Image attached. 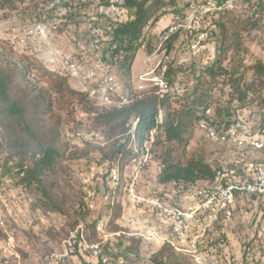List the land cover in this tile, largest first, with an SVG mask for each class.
<instances>
[{"label": "trees", "instance_id": "trees-1", "mask_svg": "<svg viewBox=\"0 0 264 264\" xmlns=\"http://www.w3.org/2000/svg\"><path fill=\"white\" fill-rule=\"evenodd\" d=\"M183 2L125 0L122 14L98 13L105 20L103 29L93 37L96 48L101 50L98 61L115 71L123 93L129 98L119 108L96 107L89 92L73 89L66 77L0 42V196L3 197L0 207L9 204L12 210L8 217L5 213L9 207L2 210L5 227L0 225V229L5 235L7 229L13 232L20 256L19 260H4L2 264H48L54 251L62 248L78 226L83 227L89 243H99L97 229L103 218L112 230L121 216L120 203L112 204L113 194L108 187L105 194L110 199L97 211L89 207L87 196L79 195L62 177L63 162L71 152L61 127L76 123L79 111L88 116L90 129L105 138L107 145L99 151L112 164L124 169L142 155H149L150 159L139 167L140 181L154 185L153 192L162 190L160 198H153L170 206L171 200L176 203L186 195L199 198V191L213 186L223 166L208 161L204 150L192 149L202 123L225 133L236 120L245 117L247 109L258 107L261 130L264 128V58L251 49L257 45L264 50V0H244L245 7L239 13L223 9L227 0H215L218 12L199 20V30L184 34L179 28L161 41L160 37L184 17L189 5L183 6ZM61 6L56 0H0V13L41 19L58 8L73 22L79 14V5L68 2L66 7ZM170 15L171 24L158 32L160 20ZM203 31L215 47L214 54L202 49L187 65L171 59L174 48L185 36L188 41L195 40ZM140 50L148 56L163 54L160 67L167 66L165 78L170 85L181 87L179 95L162 97L150 84L142 90L134 88L132 68ZM167 59V63L163 62ZM136 119L139 123L132 139V123ZM45 122L53 127L50 132L46 131ZM146 142L150 143L148 152L144 149ZM79 155H76L79 159L86 158L89 152ZM237 170L242 178L250 176L251 171L242 163ZM148 209L159 215L158 228L169 239L161 247L145 254L144 239L139 237L113 248L99 243L98 258L80 251L76 258L83 264H108L103 262L104 258L109 264H195L173 246L176 235L173 228L163 224L160 211ZM232 211L231 221L227 222L221 214L207 229L200 251L221 264H264V195L238 194ZM42 218L47 220L43 226L47 228L38 233L33 227L24 226L29 219L40 222ZM59 219H63L64 225H59ZM205 220L206 213H199L195 227ZM230 233L239 243L238 253L230 245ZM73 264L79 262L75 259Z\"/></svg>", "mask_w": 264, "mask_h": 264}, {"label": "rangeland", "instance_id": "rangeland-1", "mask_svg": "<svg viewBox=\"0 0 264 264\" xmlns=\"http://www.w3.org/2000/svg\"><path fill=\"white\" fill-rule=\"evenodd\" d=\"M109 0H56V4H61V7H66L65 3H71L78 6V15L73 18V22H69L68 14L64 10L56 8L51 15L43 16L41 19L35 16H23L22 14L14 13L12 16H6L0 13V42L8 43L13 50L18 54H26L32 58L37 59L42 65L58 75H62L68 79L69 85L81 92H88L84 88L83 82L87 83V87L97 86L100 78L108 75L117 77L115 71L108 67H103L98 61L100 49L96 48L93 37L96 32L103 29L105 20L102 19L98 13L101 6H106ZM208 0H184L182 5H189L184 12V17L180 20L178 25H181L182 33L193 32L195 23L200 24L199 20L205 19L207 16L212 17L218 12L216 7L207 10ZM244 0H227L223 9L239 13L245 6ZM53 9V7H52ZM169 17V16H167ZM72 19V18H71ZM166 17L161 19L160 25H165ZM196 20L198 22H196ZM78 23H77V22ZM157 25L156 29L160 30L161 26ZM195 40L187 39L177 44L171 55V59L179 61L180 64L187 65L197 58L200 51H194L192 46L196 43ZM212 44L211 42H209ZM213 45V44H212ZM252 51L262 55L264 58V50L254 45ZM204 50V49H203ZM209 51H206L208 53ZM157 58L146 55L143 50L134 65L133 85L138 89L139 75L145 74L159 65L163 59V54L157 52ZM154 55V54H153ZM67 57L72 58L82 68L79 72L81 80L74 74L73 71L68 70L65 62ZM167 63V60H163ZM95 72V79L91 80L90 72ZM118 78V77H117ZM119 79V78H118ZM91 82V83H90ZM93 104L96 107H105L98 104L91 96ZM109 108V107H106ZM243 118L247 124L250 125L254 135H257L262 127L261 111L258 107H253L245 111ZM76 123H67L61 127L63 139L69 145L70 154L64 160L62 165V177L65 179L82 197H88L89 193H95L93 198L94 208L97 211L104 207L106 202L110 199L106 196V188L108 187L112 197V204L114 202L120 203L121 216L115 221L112 230L108 228V223L103 218L97 229L99 234V243L109 244L111 248L122 242L127 243L129 239L142 237L144 239V253L148 254L155 249L162 246V241L165 237L158 228L159 217L154 211L146 209L143 204L132 201L130 190L133 189L135 193L146 198L159 197L162 190L153 192L154 185H145L140 181V165L150 159L147 154H144L138 161L131 166L124 169L120 165L112 164L111 161L105 159L99 149L105 148L107 143L100 132L90 129V121L88 116L79 111L76 115ZM47 124L46 131L50 132L53 127ZM264 127V126H263ZM192 149H202L208 156V161L215 165H228L236 167L240 163L247 165L253 162L264 163V152L261 150L250 149L249 147H238L232 143H221L210 139L204 132L197 130L195 138L192 142ZM89 152L86 158L79 159L76 155L80 153ZM136 152H139L136 151ZM71 154H75L72 156ZM80 156V155H79ZM116 171L117 180H113L112 171ZM123 180V181H122ZM106 184L108 186H106ZM205 188V187H204ZM190 199H182L178 204L172 205L183 211L194 208V204L199 202V198L194 195H189ZM89 198V197H88ZM157 198V199H159ZM169 198V197H168ZM165 200V202L168 200ZM160 200V199H159ZM0 196V204L1 202ZM5 201V200H4ZM168 205V204H167ZM9 207V204L4 205ZM4 207H0V211L4 212ZM26 206H24L25 208ZM12 210L9 207V212L5 216H9ZM14 215V214H13ZM36 222V224H34ZM59 225L63 224V219H59ZM47 224V220L39 221L29 219L24 222V226L28 229L34 228L38 233ZM11 227L12 225L9 224ZM116 227L117 229L114 230ZM7 232L13 234L7 229ZM156 232V235L154 234ZM15 237V236H14ZM16 239V238H15ZM68 239V238H67ZM6 235L0 229V247L5 245ZM18 242L12 253L5 254L2 251L0 255V264L2 261H10L11 259H20L16 257ZM61 247L57 248V250ZM54 251V252H56ZM192 261V256L179 252Z\"/></svg>", "mask_w": 264, "mask_h": 264}, {"label": "built area", "instance_id": "built-area-1", "mask_svg": "<svg viewBox=\"0 0 264 264\" xmlns=\"http://www.w3.org/2000/svg\"><path fill=\"white\" fill-rule=\"evenodd\" d=\"M215 0L207 1V10L214 7ZM125 0H109L106 6L99 8V13L103 16L119 15L124 12ZM181 25L173 26L169 29L166 35H162L160 40L163 41L167 37L176 32ZM195 31L200 29V24L193 26ZM194 51H200L205 49L210 54L215 53V47L208 42V33L203 31L199 33L196 43L192 46ZM157 52L152 56L157 58ZM68 70L73 71L74 74L81 80L79 76L81 67L72 58H68L65 62ZM159 65L153 70L142 74L139 77L138 89L142 90L147 85H153L157 88L158 94L162 97L179 95L181 87L178 84L170 85L165 78V72L167 70L166 65ZM159 67L161 70H159ZM90 79H95V72L91 71L89 75ZM84 88L89 92L90 96L98 102L99 105L105 107H122L129 102L127 95L123 93V87L116 77L112 75L104 76L100 78L95 87H87V83L83 82ZM91 83V82H90ZM162 114V113H161ZM159 122H162V115L159 117ZM139 123V119H136L132 123V139H135V130ZM199 130L204 132L210 139L219 141L221 143H232L238 147H249L254 150L264 149V128L260 130L257 135H254L249 124L244 119H238L232 125L229 131L225 133H219L214 127L208 123H202ZM153 135V133H152ZM146 152L150 149V143L146 142L144 145ZM146 156H149L148 154ZM248 170L251 171L250 176L242 178L239 176L236 167L223 165L217 172L215 183L213 186L204 188L199 191V202L193 209L183 211L177 207L164 204L157 198H146L135 193L133 189L130 190V196L132 201L146 205L149 208L157 209L162 216V222L165 226L173 228L176 235V242H173V246L177 251L186 253L192 256L195 264H221L215 257L208 253L201 252L198 246L197 239L200 236L192 238L195 230V221L199 213H206L205 225L203 231L212 226L220 217L224 215L227 222L231 221L233 216L232 208L234 206L236 197L238 194L247 195H264V166L256 165L253 163L246 165ZM113 180H117L116 171H112ZM89 207L94 208L93 198L95 193H89L88 195ZM0 225L5 227V222L2 218L0 211ZM16 246L15 237L6 232V243L1 246L0 249L5 253H12ZM77 251L82 253H90L94 258H98L100 255V244L89 243L83 234V227L78 226L63 243L61 249L54 252L48 264H73L76 258ZM264 253V246H263ZM104 263L109 264L107 258L103 259Z\"/></svg>", "mask_w": 264, "mask_h": 264}, {"label": "crops", "instance_id": "crops-1", "mask_svg": "<svg viewBox=\"0 0 264 264\" xmlns=\"http://www.w3.org/2000/svg\"><path fill=\"white\" fill-rule=\"evenodd\" d=\"M167 19H166V22H165V25L163 26V25H160V23H161V20H160V22L158 23V25H160L161 26V28H160V30H157L158 32H160V31H162L163 29H166L170 24H171V22H172V20H173V16L172 15H170L169 17H166ZM141 51L142 50H140L139 52H138V54H137V57H136V60H135V62H134V65H135V63H136V61H137V59H138V57H139V54H141ZM144 52V51H143ZM145 53V52H144ZM146 54V53H145ZM153 56V55H152ZM152 56H150V57H152ZM134 65H133V68H134ZM133 68H132V76H133V79H134V71H133ZM142 74H140L139 76H141ZM161 115H163V113L161 114ZM182 199H190V200H192L191 198H190V196L189 195H186V196H184ZM181 199V200H182ZM1 200H3V197L1 196ZM181 200L179 201V202H181ZM179 202H177L176 201V203H175V201H173L172 202V200L170 201V203H171V205H175L176 206V204H178ZM197 204H198V202H196L195 204H194V206L196 207L197 206ZM143 207L144 208H146V209H148L149 207H147L146 205H143ZM193 209V208H192ZM255 210L257 211V207H255ZM150 211H151V209H150ZM253 213V212H252ZM196 225H198V224H196ZM204 225H205V223L204 224H202V225H200V226H198V227H195V231H194V233H193V235H192V238L194 237H196V236H200L198 239H197V241H198V246L201 244V242H202V239L204 238V236H205V234H206V232H207V229L205 230V231H203V227H204ZM155 235H156V232L154 233ZM163 235V234H162ZM229 238H230V245L232 246V248H234L235 249V251H236V253H238L237 251L239 250V243H238V241L235 239V237L230 233L229 234ZM164 241L161 239V241L163 242L162 243V245L165 243V242H167V241H169V239H168V237L166 236V235H164ZM17 247H18V245H17ZM228 250H230V248H228ZM16 257L18 258L19 257V253H18V251L16 250ZM76 259V261H78L79 262V264H83V262L82 261H80L79 259H78V257L77 258H75ZM237 259L239 260V255H237Z\"/></svg>", "mask_w": 264, "mask_h": 264}]
</instances>
